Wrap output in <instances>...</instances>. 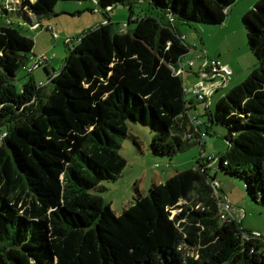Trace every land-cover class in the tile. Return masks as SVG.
<instances>
[{
  "label": "trees",
  "instance_id": "16d2710c",
  "mask_svg": "<svg viewBox=\"0 0 264 264\" xmlns=\"http://www.w3.org/2000/svg\"><path fill=\"white\" fill-rule=\"evenodd\" d=\"M59 1L0 0V264H264V239L234 213L221 217L227 201L210 177L215 167L242 179L264 209V0L242 16L258 65L210 115L228 148L214 165L203 150L146 195L135 186L118 215L94 191L125 170L129 121L155 132L156 155L205 144L177 74L191 47L176 28L223 24L239 0H148L159 16L143 17L133 9L140 0H97L107 15L130 5L128 20L87 29L54 77L32 75L19 92L12 80L35 47L24 29L51 18Z\"/></svg>",
  "mask_w": 264,
  "mask_h": 264
},
{
  "label": "rangeland",
  "instance_id": "374dc122",
  "mask_svg": "<svg viewBox=\"0 0 264 264\" xmlns=\"http://www.w3.org/2000/svg\"><path fill=\"white\" fill-rule=\"evenodd\" d=\"M245 1L246 0L240 1L239 6ZM94 2L95 0H61L58 2L51 18L48 19L53 20V23H50V26L54 28V31L58 33L60 38L54 37L53 32H49V30L45 29L43 31L39 30L35 32L33 27L28 25L24 31L32 36L35 42L33 51L28 53L29 59L32 56L41 58L43 55H46L49 60L53 62V68L55 71H59L61 67H63L67 53H69V49L78 43L80 36L87 29L99 25L98 22L93 24L94 14L100 17L99 21H103L105 18H111V21L114 24L113 26L116 29L124 25L125 21L128 20V16L131 12L130 5L118 3L113 8L111 7L113 10L107 15L102 9H100L98 12L94 11L91 6L99 8L98 4ZM78 4L84 6L90 4V7L83 10L82 12H72L75 9V6ZM133 9L134 13L140 17H143L147 14L159 16L158 11L151 6L148 0L135 1ZM54 23H57L58 25ZM179 24L183 25L184 30L187 28H192L194 30V28H196L200 34L202 33V29L204 27L215 28V26H217L192 23L195 26L193 27L190 24L187 25L186 23ZM135 25L136 23L134 22L130 24L129 28L131 29ZM244 32L247 39L245 27ZM38 34L40 36L37 37ZM36 37L38 39L37 41ZM69 37L72 38V41L69 45H67L65 39ZM56 42H58V44H55ZM245 42H247L246 46L249 48L248 39ZM213 45L209 44V47L212 48ZM234 45L235 47L237 46L236 42ZM201 46L203 47V45ZM202 47L197 46L195 52L201 51ZM29 64L30 60H28L25 65L18 68L16 76L12 80L19 92L23 90L24 84L32 77V74L28 72ZM40 72L46 73L42 68L40 69ZM189 86L190 84L188 83V86L186 87L188 88ZM230 88L231 87H226L220 91L221 93H227ZM191 94V92L188 93L190 97H192ZM216 94L214 95V101L211 106V111L213 112L215 111L217 96L220 93L218 92ZM198 104L204 107L201 115H199L198 118L203 121L201 130L207 132L203 139L205 144L203 147H201L199 143L194 144L190 148H187V150L177 154L176 156L174 155L171 158L156 155L151 151L150 143L153 141L155 132L141 123H135L132 121L128 122L130 126L129 134L121 141V148L119 150L123 157L126 158L127 166L117 180H107L101 183L102 187L105 188L102 192L96 190L94 191L95 193L101 194L105 202L111 204L117 215L122 213L125 207L131 206L133 204L135 186H137L140 191L146 195L149 193L150 186L154 183V181H157L158 183L160 181L162 182V180L166 178L167 171L175 169V167H177L180 162L182 163L184 161H189L191 162L189 166H194L196 164L197 158L200 156L203 150L205 152L204 155H206L207 158L213 156L217 159V155L221 154L228 148L229 143L225 139V133L227 129L219 124H212V129H210L208 117L205 115L207 111L205 109L204 103L199 102ZM6 131L7 126L2 125L0 127V137L1 134ZM132 136L138 137L140 141L139 146L133 142L134 139ZM215 161L212 163L213 165L215 164ZM209 163L210 162H208V164ZM213 176L216 179L215 182L218 184L217 190L219 195L217 197L223 198L227 202L231 201L230 203L232 210H235L241 214V216L237 219L242 221L244 229L249 232H259V235L264 239V213L262 214V210L264 209L260 207L254 199L248 197L244 181L240 178H232V176L225 174L223 171H217L215 167H213L210 173V177ZM219 186H222L221 189H219ZM228 196L231 198V200L227 199ZM246 199L248 204L246 203ZM221 206V210L224 212V205L222 204ZM240 206L244 207L246 212L250 210V213L245 215L244 210L239 208Z\"/></svg>",
  "mask_w": 264,
  "mask_h": 264
},
{
  "label": "crops",
  "instance_id": "0c3cea01",
  "mask_svg": "<svg viewBox=\"0 0 264 264\" xmlns=\"http://www.w3.org/2000/svg\"><path fill=\"white\" fill-rule=\"evenodd\" d=\"M240 1H243V0L236 1L228 9V15H226V19L223 24L215 26V28L204 27L202 29L201 34L198 32V29H195V28L194 30L192 28H187L185 30L179 27L176 28L179 34H182L185 37L186 44H188L191 47L190 51L184 57H182L179 68H183L185 70L183 74V79L185 82L184 86L187 92V97L189 99L188 101L191 102L192 104L190 108L188 109V113L193 123L195 124L197 130L200 132L202 139H204V136L206 135L207 132H204L203 130H201L202 129L201 125L203 124V121L200 120L198 116L201 115V112L203 111L204 107L198 103L199 102L204 103L205 109L207 111L205 115L208 117V121L210 125L209 128L212 129V123L210 122V115H211V112H213L211 111V106L214 101L213 100L214 95L218 92L220 93L217 96L216 101H218L219 98H222L226 94L225 92L221 93L220 91L221 89L239 85L246 78V76L249 73H251L252 70L256 68L258 65L256 58L251 53L250 49L247 48L246 46L247 42L245 41L247 39H246L244 27L241 21H242V16L251 7H253L255 3L259 0H246L239 6ZM95 2L97 4V0H95ZM88 7H90V4H87L85 6L78 4L75 6V9L72 12H76V11L82 12ZM91 7L94 11H97V12L100 11V8H95L93 6ZM66 10H70V9H66ZM48 18L49 17L41 18L39 20L40 23H38L36 26H33L34 31L35 32L39 30L43 31L44 29L49 30L48 26L51 25L50 23H53L52 22L53 20H49ZM45 19H48V20H45ZM109 19L111 20V18ZM99 20H100V17L94 14L93 24H96L97 22L100 24V23L107 21L106 19H104L103 21H99ZM54 24H57V23H54ZM49 32H52V31L49 30ZM38 36L40 35L38 34L37 37ZM81 36L78 39V42L81 39ZM37 37H36V41L38 40ZM244 37H245V41H244ZM58 38H60V36H58ZM71 41H72L71 37L65 39V42L67 45H69ZM235 42L237 45L236 47L234 45ZM200 43L201 45H203V47L200 45ZM55 44H58V42H56ZM209 44L210 45L214 44V45L211 48L209 47ZM197 46L202 47L201 51L195 52V49L197 48ZM200 54H202V57H199ZM206 54L207 56H209V58L218 59L221 62V64L230 66L232 69V73L230 75V78L227 81L220 78V76H216L212 81H209V83L218 86L215 93L213 94L210 100L208 99L207 101H197L196 97L193 94H191L192 97H190L188 93L191 92L192 86H194V84L201 79L200 72L202 71L204 57L206 56ZM43 57H45L46 60H42L40 59V57H37V56H32L29 59L30 64L28 66V72H30L33 75V78L36 80L37 83H45L46 81H48L50 77L52 78L57 72H59V71H55V69L53 68L54 67L53 62H51L46 55H43L41 58ZM191 59L194 60L193 65H190L189 63ZM29 68H32V70L30 71ZM41 68L44 69L46 73L40 72ZM188 83L190 84V86L187 88L186 86H188ZM190 163L191 162L189 161H184L182 163L180 162L177 165V167H175V169L167 171L166 178H164V180H162V182L160 181L159 183L165 182L166 179H168L171 175L175 174L176 172L180 170H183L188 167L189 168L193 167V166H189ZM212 163H213V160L209 163V165ZM154 182H157V181H154ZM227 199L231 200L229 196L227 197ZM246 203L248 204V201ZM239 208L241 210L242 209L244 210V207L240 206ZM249 211L246 212L244 210L245 215H248L250 213ZM263 211L264 210H262V214L264 213ZM234 215L236 218H239L241 216V214L236 211L234 212ZM240 222L242 223L241 220Z\"/></svg>",
  "mask_w": 264,
  "mask_h": 264
},
{
  "label": "built area",
  "instance_id": "2783aa9c",
  "mask_svg": "<svg viewBox=\"0 0 264 264\" xmlns=\"http://www.w3.org/2000/svg\"><path fill=\"white\" fill-rule=\"evenodd\" d=\"M110 9L111 8H107V10H110ZM48 28L49 30L53 32L54 37L59 36L58 33L54 31V28L52 26H48ZM199 57H202V54H200ZM40 59L46 60L45 57L40 58ZM189 63L190 65H193L194 60L191 59ZM29 70L31 71L32 68H29ZM184 71L185 70L183 68H178L177 74L183 77ZM231 73H232V69L230 66L221 64V62L218 59L209 58V56H207L206 54V56L204 57L202 71L200 72L201 79L198 82H196L194 86H192L191 93L196 97L197 101H207L208 99L210 100L218 86L209 83V81H212L216 76H220V78L227 81L230 78ZM40 84H43V83H40ZM208 159H210L211 161L213 160L214 162L216 158L213 156H210ZM224 208H225V211L221 216L222 218L226 217V211L227 212L230 211V213L235 212V210L234 211L232 210L231 204L228 202L224 204ZM253 235L261 237L259 235V232H253Z\"/></svg>",
  "mask_w": 264,
  "mask_h": 264
},
{
  "label": "water",
  "instance_id": "95a60500",
  "mask_svg": "<svg viewBox=\"0 0 264 264\" xmlns=\"http://www.w3.org/2000/svg\"><path fill=\"white\" fill-rule=\"evenodd\" d=\"M108 8H111V7H108Z\"/></svg>",
  "mask_w": 264,
  "mask_h": 264
}]
</instances>
